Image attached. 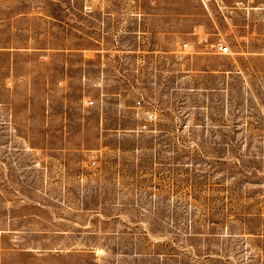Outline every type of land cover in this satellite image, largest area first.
Wrapping results in <instances>:
<instances>
[{
	"label": "rangeland",
	"instance_id": "374dc122",
	"mask_svg": "<svg viewBox=\"0 0 264 264\" xmlns=\"http://www.w3.org/2000/svg\"><path fill=\"white\" fill-rule=\"evenodd\" d=\"M39 1L0 0V18ZM251 29L229 53L188 50L186 60L148 63L149 78H124L117 99L99 94L100 107L121 104L119 121L109 112L104 141L68 159L37 158L35 94L12 78L36 63H7L0 50V168H25L28 182L82 184L71 197L100 200L105 264H264V18ZM87 74L74 103L85 105ZM102 75L105 67L93 83L100 93Z\"/></svg>",
	"mask_w": 264,
	"mask_h": 264
},
{
	"label": "crops",
	"instance_id": "0c3cea01",
	"mask_svg": "<svg viewBox=\"0 0 264 264\" xmlns=\"http://www.w3.org/2000/svg\"><path fill=\"white\" fill-rule=\"evenodd\" d=\"M256 14L264 18V0H41L33 9L5 14V62L36 63L33 72L12 78L15 85L27 82L29 95L35 94L37 158L53 152L68 159L83 144L103 142L100 128L109 112L117 125L121 104L72 101L83 69L87 95L98 99L93 83L105 67V100L117 99L124 78L150 77L143 70L148 63L186 60L188 50L212 51L219 43L230 48L233 39L248 37ZM0 171V264H105L100 249L108 233L96 223L108 217L94 213L100 200L71 197L82 184L28 182L25 168Z\"/></svg>",
	"mask_w": 264,
	"mask_h": 264
},
{
	"label": "built area",
	"instance_id": "2783aa9c",
	"mask_svg": "<svg viewBox=\"0 0 264 264\" xmlns=\"http://www.w3.org/2000/svg\"><path fill=\"white\" fill-rule=\"evenodd\" d=\"M187 46H188V44L187 43H183L182 44V47H183V49L184 48H187ZM214 50H215V52H217V53H229V46L227 45V44H225V43H219V44H217V46L214 48ZM142 62H144L145 61V59H142L141 60ZM105 81V78L103 77V75L101 76V78H100V80H98V84H100V86H102V84H103V82ZM102 83V84H101ZM103 99H104V91H101V93H100V100L101 101H103ZM97 101H98V99L96 100V99H94V98H92V97H90V96H88V97H85L84 99H83V102H84V104L85 105H95V104H97ZM141 102H142V100L140 99V98H137L136 99V101H135V103L137 104V105H140L141 104Z\"/></svg>",
	"mask_w": 264,
	"mask_h": 264
},
{
	"label": "bare ground",
	"instance_id": "6f19581e",
	"mask_svg": "<svg viewBox=\"0 0 264 264\" xmlns=\"http://www.w3.org/2000/svg\"><path fill=\"white\" fill-rule=\"evenodd\" d=\"M229 51H230V48H229Z\"/></svg>",
	"mask_w": 264,
	"mask_h": 264
}]
</instances>
